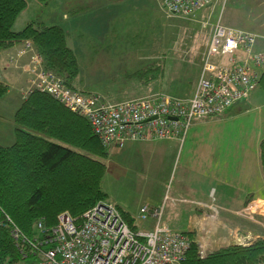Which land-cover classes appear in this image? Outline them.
Returning a JSON list of instances; mask_svg holds the SVG:
<instances>
[{"label":"built area","instance_id":"obj_1","mask_svg":"<svg viewBox=\"0 0 264 264\" xmlns=\"http://www.w3.org/2000/svg\"><path fill=\"white\" fill-rule=\"evenodd\" d=\"M218 0H162L168 16H193ZM259 35L250 30L222 23L213 24L193 92L189 96L154 92L119 101L105 99L97 92L68 88L60 77L47 69L30 40L7 59L29 52L23 71L26 85L23 98L32 90L50 94L64 106L84 116L104 146L121 147L128 141L175 139L183 141L194 120L218 116L239 100L248 98L264 70V46L257 48ZM145 201L137 217L153 219L149 229L130 226L111 201H99L76 222L67 211L57 215V222L45 226L32 239L22 238L11 229L18 246L24 241L37 249L38 264H182L190 246L188 236L163 222L164 202ZM199 255L208 252L197 241ZM22 245V244H21Z\"/></svg>","mask_w":264,"mask_h":264},{"label":"trees","instance_id":"obj_2","mask_svg":"<svg viewBox=\"0 0 264 264\" xmlns=\"http://www.w3.org/2000/svg\"><path fill=\"white\" fill-rule=\"evenodd\" d=\"M25 5L26 0H0V48L30 40L47 69L68 88L80 89L78 61L61 26L32 20L14 29ZM145 65L133 72L144 83L164 71L159 57ZM258 84L264 89V70ZM7 90L0 77V96ZM13 119V142L0 144V264H17L24 256L39 255L38 248L42 250V246L31 250L25 241L19 247L11 234L13 227L22 238L32 239L37 222L52 226L62 211L79 222L87 209L108 198L103 177L109 148L102 145L84 116L34 89ZM259 158L264 172V136L259 141ZM116 206L133 227V216ZM188 238L190 246L182 264H264V237L230 243L205 255H199L195 239Z\"/></svg>","mask_w":264,"mask_h":264},{"label":"crops","instance_id":"obj_3","mask_svg":"<svg viewBox=\"0 0 264 264\" xmlns=\"http://www.w3.org/2000/svg\"><path fill=\"white\" fill-rule=\"evenodd\" d=\"M164 13L162 0H26L24 9L20 11L13 25L14 29H20L33 20L44 25H59L65 33H90V37L94 39L98 33H150L157 29V18L164 20L161 24L166 19L172 23L173 17L167 18ZM256 45L257 48L264 46V35H261ZM23 46L24 42H21L0 48V77L8 85V90L0 96L2 122L4 114L14 121V113L24 100L20 88L26 85L27 74L23 67L29 61V52L19 56L16 64L7 59L9 54H14ZM81 86V90L92 91L89 88L84 89L86 87L79 83V87ZM256 93L255 88L248 98L236 105L234 103V106L231 105L218 116L195 119L181 145L178 140L169 139L168 143L182 146L179 163L183 161V169L171 179V185L164 193L154 192L135 197L128 192L104 185L103 189L109 198L107 200L124 210V207L133 206L135 203H139L140 207L143 200L158 205L163 201V194L167 192L168 198L164 202L162 215L164 224L184 232L190 238L202 241L208 251L230 243H248L255 237L262 236V224L253 229L254 231L246 225L240 228V224H245L241 220L251 221L253 217L240 219L237 212L250 200L258 199L264 214V172L259 158V141L264 135L252 137L247 144H230L231 149L227 150L222 143L214 141L215 135L220 141L214 127L229 122L234 118L233 115H238L239 108L254 100ZM13 140L11 137L10 141ZM4 143L5 141L0 144L9 145V142ZM138 143L145 142H134ZM122 146L119 149L111 146L109 156L115 152L118 154L131 150L137 153L139 150L133 145ZM226 215L234 216L227 218ZM140 220L139 218L136 221L134 217L135 228L142 226L149 229L153 226L151 217Z\"/></svg>","mask_w":264,"mask_h":264},{"label":"rangeland","instance_id":"obj_4","mask_svg":"<svg viewBox=\"0 0 264 264\" xmlns=\"http://www.w3.org/2000/svg\"><path fill=\"white\" fill-rule=\"evenodd\" d=\"M165 16L173 17L172 23L166 19L161 24L164 20L157 18V29L150 33H98L94 39L90 37V33H66L68 44L78 61L80 85L92 90L88 92H97L110 101L154 92L189 96L202 68V58L212 26L218 19L226 25L255 32L259 38L264 35V0H218L193 16ZM158 57L162 59L164 71L156 80L144 83L133 74ZM256 90V98L239 108L238 115H233L234 118L229 122L214 127L220 137L219 141L215 135L214 141L222 143L226 150L231 149L230 144H247L252 137L264 135V89L257 84ZM4 116V121L0 120V143L5 141L11 144L15 123L8 115ZM168 142L169 139L126 142L123 146H136L138 152L129 150L111 154L106 160L103 187L106 185L135 197L154 192L164 193L171 185V179L183 169V161L179 163L182 146ZM178 143L181 145L183 141L178 140ZM107 199L105 201H109ZM262 209L258 199H252L243 205L238 210L237 217L253 218L251 221L241 220L245 224H240L239 227L244 228L243 225H246L254 231L262 224L264 228ZM124 210L135 217L136 221L139 219V203L124 207ZM226 216L230 218L234 215ZM139 229L144 228L140 226ZM38 232L36 229V234ZM258 237H264V231ZM195 241L197 243L196 239ZM38 257L39 255L24 256L17 264H38Z\"/></svg>","mask_w":264,"mask_h":264}]
</instances>
